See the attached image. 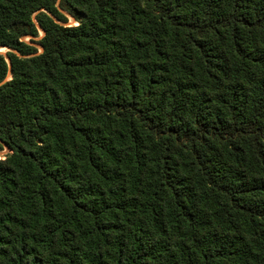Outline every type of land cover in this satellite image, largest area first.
I'll return each instance as SVG.
<instances>
[{"label": "trees", "instance_id": "16d2710c", "mask_svg": "<svg viewBox=\"0 0 264 264\" xmlns=\"http://www.w3.org/2000/svg\"><path fill=\"white\" fill-rule=\"evenodd\" d=\"M3 48L0 264H264V0H0Z\"/></svg>", "mask_w": 264, "mask_h": 264}, {"label": "rangeland", "instance_id": "374dc122", "mask_svg": "<svg viewBox=\"0 0 264 264\" xmlns=\"http://www.w3.org/2000/svg\"><path fill=\"white\" fill-rule=\"evenodd\" d=\"M68 24L69 25H74L75 24V22H74V20H72V19H69V22H68ZM25 40H28V38H26ZM6 51V49L5 48H3V49H0V52H2V53H4ZM6 153V150H4L3 152H1L0 153V157L1 156H3L4 154Z\"/></svg>", "mask_w": 264, "mask_h": 264}, {"label": "water", "instance_id": "95a60500", "mask_svg": "<svg viewBox=\"0 0 264 264\" xmlns=\"http://www.w3.org/2000/svg\"><path fill=\"white\" fill-rule=\"evenodd\" d=\"M42 32V31H41ZM43 33V32H42Z\"/></svg>", "mask_w": 264, "mask_h": 264}]
</instances>
